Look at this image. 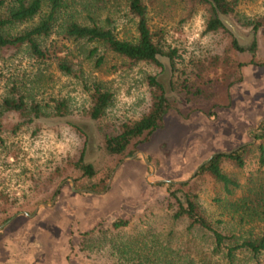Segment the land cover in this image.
<instances>
[{
    "label": "rangeland",
    "instance_id": "374dc122",
    "mask_svg": "<svg viewBox=\"0 0 264 264\" xmlns=\"http://www.w3.org/2000/svg\"><path fill=\"white\" fill-rule=\"evenodd\" d=\"M185 1L144 0L148 20L163 28V45L175 48V65L185 72L174 73L179 78L185 74L202 93L187 102L177 95L179 112L169 109L159 127L131 153L120 156L99 191L75 187L68 167L59 172L63 177L52 181L56 167L75 156L82 140L64 118L52 116L54 100L63 99L67 116L83 126L85 158L102 173L112 157L105 151L98 123L140 115L150 101L146 75L159 67L145 61L130 63L96 41L63 36L62 24L69 18L66 11L59 14L47 35L38 38L49 49L47 57H34L23 44L0 50V101L13 88L46 111L45 116L15 131L10 127L0 131V198L14 208L0 226V244L8 246V258L0 247V264H264V251L236 248L228 256L224 247L215 246L208 230L198 225L188 228L185 217L174 218L166 185L158 183L190 179L211 153L250 141L241 167L226 160L221 163L237 187L226 193L220 182L202 176L192 190L202 213L231 239L240 241L261 231V218H241L225 204L259 185L264 188V159L259 162L251 135L264 119V64L237 66L235 57L243 61L247 55L227 50V34L222 31H204L205 11L199 5L189 11ZM44 10L43 4L39 13ZM67 10L78 22L89 23L92 18L110 27L118 38L133 40L136 36V18L126 0H75ZM38 15L13 23L7 30L18 32ZM258 16L264 19V0H236L230 19L242 42H248L251 33L238 20ZM255 40L257 53L263 54L264 31L257 30ZM61 58L69 72L59 68ZM236 72L240 79L227 85ZM168 76L165 67L159 73L165 85ZM93 83L111 92L98 123L88 121L83 113ZM200 109L211 112L204 114ZM9 117L15 122V114ZM50 179L54 182L50 199H38L29 212L15 209L21 203L30 205L33 192L45 189ZM43 194L46 191L37 198ZM115 220L125 223L115 226Z\"/></svg>",
    "mask_w": 264,
    "mask_h": 264
},
{
    "label": "trees",
    "instance_id": "16d2710c",
    "mask_svg": "<svg viewBox=\"0 0 264 264\" xmlns=\"http://www.w3.org/2000/svg\"><path fill=\"white\" fill-rule=\"evenodd\" d=\"M152 0H150L151 2ZM75 0H0V50H13L21 46H26L28 52L36 58H45L49 55V49L41 46L38 42L40 36L47 35L53 24L63 11L68 12L67 20L62 24V35L73 39H84L96 41L105 49L125 57L128 62L134 63L145 61L159 67L158 71L146 75V83L150 94L148 106L140 115L133 119H123L118 122L98 123L102 120L105 109L111 100V92L103 88L98 83H93L89 91V103L84 110L85 119L97 122L100 128L105 151L112 157L107 168L101 173L96 169L91 161L85 158L87 136L86 132L76 120H72L66 113V105L63 99H56L52 105V116L64 118L79 134L82 135L80 147L74 157L69 158V162L62 163L56 167L57 174L53 179L63 177L60 174L65 167H68L72 175L75 187H85L88 190L99 191L105 186V179L116 160L131 153L136 144L144 140L155 128L159 127L163 115L169 109H178L176 104L177 95H180L185 102L190 101L193 96L202 93L198 84L187 81V76L183 74L179 78L180 71L175 65V48H166L163 45V28L151 23L147 17V4L144 0H126L128 11L135 16L136 36L133 40L121 39L115 36L108 26L99 24L90 18L89 23L78 22L74 18L71 10H67L73 5ZM188 9L199 5L205 11L204 31H222L227 34V50L233 51L235 55L246 54L247 60H238L235 57L236 65L252 63L255 65L264 64V53L258 54L256 51L255 34L257 30L264 31V19L258 17H245L239 24L249 29L251 33L248 42H242L239 35L233 29V22L230 16H234L236 0H186ZM46 5V10L39 13L42 5ZM39 14L37 20L22 30L11 33L7 28L16 22H22ZM100 61L98 58L97 62ZM167 63V66L164 64ZM58 66L65 72H69L68 63L64 60L58 61ZM167 67L168 78L165 85L159 78V73ZM177 77V78H175ZM240 73L236 72L233 79L227 83L229 85L234 80L240 79ZM168 88V89H167ZM11 94H7L0 101V131L11 128L15 131L22 124H29L37 118L46 115L37 102H27L23 95L11 88ZM225 100L227 98L226 94ZM223 95L221 96L222 99ZM228 102V100H227ZM176 109L177 112H179ZM204 114H210L208 109H200ZM9 114H15L16 120L12 121ZM185 114V113H184ZM254 137V144L258 150V160L260 163L264 159V119L251 130ZM1 140V136H0ZM250 141L243 142L229 150H218L202 161L190 179L158 181L166 185L168 196L172 200V215L174 218L185 217L187 227L198 225L208 230L213 238L215 246H222L230 256L234 249L245 248L253 253L264 251V188L259 185L254 191L246 193L228 200L225 206L233 213H238L239 217H259L262 220V228L255 237H245L240 241L231 239L230 235L222 233L213 226L212 221L202 213L196 201V193L192 190V184L202 176H210L220 182L226 193L231 192L232 187H237L238 182L221 168V163L226 160L241 167L244 164L245 156L249 151ZM51 179L45 182L47 186L33 192L30 205L21 203L16 208H25L31 211V206L39 200H48L54 193V182ZM46 191L43 196L38 195ZM0 222L4 221L12 212L13 205L10 201L0 198ZM125 220H115V226L122 225ZM227 239V243H225Z\"/></svg>",
    "mask_w": 264,
    "mask_h": 264
},
{
    "label": "water",
    "instance_id": "95a60500",
    "mask_svg": "<svg viewBox=\"0 0 264 264\" xmlns=\"http://www.w3.org/2000/svg\"><path fill=\"white\" fill-rule=\"evenodd\" d=\"M259 121H260V120H259ZM259 121L257 122V124L259 123ZM257 124H256V125H257ZM129 156H131V155H127L126 157H129ZM208 157H209V156H208ZM200 163H201V162H200ZM200 163H199V164H200ZM199 164H198V165H199ZM198 165H197V166H198ZM197 166H196V168H197ZM196 168H195V169H196ZM194 171H195V170H194ZM194 171H193V172H194ZM69 182H70V185H71V187H72V183H73V182H72V179H71V178H69ZM40 203L43 204V205H46V204H47V203H45V202H40ZM7 220H8V219H6L4 222L0 223V226H2Z\"/></svg>",
    "mask_w": 264,
    "mask_h": 264
},
{
    "label": "crops",
    "instance_id": "0c3cea01",
    "mask_svg": "<svg viewBox=\"0 0 264 264\" xmlns=\"http://www.w3.org/2000/svg\"><path fill=\"white\" fill-rule=\"evenodd\" d=\"M0 247L1 248L3 247V249L6 251L5 258H8V246H6V245H4V243H2V244H0ZM15 263H20V261L15 262Z\"/></svg>",
    "mask_w": 264,
    "mask_h": 264
}]
</instances>
